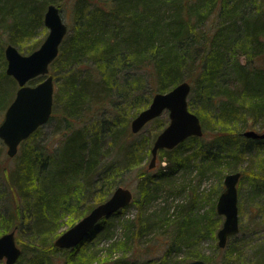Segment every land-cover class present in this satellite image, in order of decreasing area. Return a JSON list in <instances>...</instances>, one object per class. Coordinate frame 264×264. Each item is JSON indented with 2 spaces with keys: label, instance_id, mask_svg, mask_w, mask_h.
Instances as JSON below:
<instances>
[{
  "label": "trees",
  "instance_id": "obj_1",
  "mask_svg": "<svg viewBox=\"0 0 264 264\" xmlns=\"http://www.w3.org/2000/svg\"><path fill=\"white\" fill-rule=\"evenodd\" d=\"M63 2L0 0V32L7 43L30 53L42 41L34 34L38 28L44 32L47 5L60 9ZM71 4L74 24L68 32L73 33L64 37L49 66L54 93L46 124L53 122V134L60 136L43 139L46 124L38 127L20 142L11 157L14 166L6 173L0 167L5 182L0 195L8 194L0 207V235L14 229L22 250L14 264H93L95 254H82V247L99 228L72 248L60 249L53 240L122 185L124 173L135 171L137 197L130 204L142 208L160 185L170 186V178L180 170L192 172L189 160L199 182L208 173L217 174L215 201L224 175L240 171L248 188L242 192L239 183L238 197L252 204L253 214L261 216L264 225V138L241 134L248 126L264 124V0H71ZM2 48L0 113L17 88L4 71ZM181 81L190 83L188 108L198 115L203 134L160 149L158 170L153 172L145 162L163 127L150 138H139L138 132H131L130 121L154 93ZM187 148L192 150L183 155ZM252 153L243 168L239 161ZM161 160L167 166H160ZM187 192L190 198L185 203L139 213L129 225L132 238L166 235V253L183 248L184 263L202 259L237 264L246 249L236 242L240 238L231 236L229 245L227 241L218 247L216 231L222 216L215 202L198 213L195 188ZM245 230L247 226L240 225L239 233ZM208 237L216 239L214 248L222 258L201 251L200 243ZM256 240V251L245 264H264V238ZM121 244H110L109 255L94 264H132L123 257L112 259L111 249ZM58 251L63 253L61 263L53 262Z\"/></svg>",
  "mask_w": 264,
  "mask_h": 264
},
{
  "label": "water",
  "instance_id": "obj_2",
  "mask_svg": "<svg viewBox=\"0 0 264 264\" xmlns=\"http://www.w3.org/2000/svg\"><path fill=\"white\" fill-rule=\"evenodd\" d=\"M43 24L48 32L39 46L30 53H21L14 45L4 47L5 73L17 83L12 101L6 107L0 121V139L6 146V154H16L19 143L28 138L39 126L46 124L53 110L54 80L49 73L51 62L57 57L59 47L67 34L68 26L63 20L60 9L48 4L43 14ZM37 76L43 78L36 84L28 82ZM190 83L181 81L164 92L152 95L149 104L140 110L130 121L131 132H139L145 124L167 111L168 122L154 138L148 168L155 166L157 152L160 149H172L190 136L203 134L202 123L197 114L188 108ZM245 137L263 138L264 132L246 129ZM241 172L232 171L223 177V190L219 193L215 209L223 216L216 231L217 245L222 248L227 239L239 232L237 183ZM133 199L130 188L118 185L110 196L96 204L71 226L64 229L54 240L58 248H70L77 245L96 223L127 206ZM21 254V248L15 240L12 229L0 235V260L5 264H14ZM184 264H216L202 259H194Z\"/></svg>",
  "mask_w": 264,
  "mask_h": 264
},
{
  "label": "rangeland",
  "instance_id": "obj_3",
  "mask_svg": "<svg viewBox=\"0 0 264 264\" xmlns=\"http://www.w3.org/2000/svg\"><path fill=\"white\" fill-rule=\"evenodd\" d=\"M60 12L63 20L68 25V29L71 28V26H73L74 24L71 0H64L60 8ZM41 29L42 28H38L35 30L36 32L34 34V38L38 37V38H42V40L44 39V37L48 32V29L45 27L44 32H41ZM72 33L73 32L69 31L66 37L71 35ZM33 39H29V42L33 41ZM6 44H7L6 34L0 32V45H3L2 48L3 50ZM19 51L23 54H26L22 50ZM29 84L31 83L29 82ZM13 90H15V86ZM3 114L4 111L0 113V120L3 117ZM162 122H163V126L159 125ZM167 122H168L167 111H164L161 115L152 119L146 125H144L143 128L137 134L139 135V138L140 137L150 138L152 137L153 134L157 133V131L160 129L159 126L164 127L167 124ZM54 127H56V125L53 122L44 125V128L42 129V133H41L43 139L48 137V140L51 141L53 137H55V139L59 138L60 136L59 133L53 134ZM246 129H254L256 131L262 132L264 131V124L261 126V123H258L255 126H248ZM191 150L192 149L190 148L185 149L183 155L189 154ZM251 156H253V153L251 155L249 154L247 156H243L242 158L244 159L243 160L241 159V161H239L240 165L243 168L247 167V165L250 162ZM158 158H159V154H157L155 167L152 168L153 172H157L158 170V160H159ZM14 161L15 160L13 158H8L6 154V146L0 139V167L3 169V172L5 171L4 173H6L9 168L14 166ZM252 161L253 159L251 160V162ZM148 162L149 160H146L145 165H147ZM189 163H190L189 167L190 170H192V172L180 170L177 174H175V176L170 178V183H169L170 186H168V184L160 185L155 190V193L153 194L154 196L150 199V201H148V203L144 204L142 208H140L136 204L133 205L129 204L128 206L124 207L120 212L107 217L105 221L100 220L96 224L95 229L91 231L89 235L90 237L93 236L94 235L93 232L97 230V228H99L94 235L95 237L93 236L92 239L89 238L88 241L83 242L82 254L93 252V254H95V257L93 258V264H94L97 259L102 260L107 255H109L108 249H110L109 248L110 244L112 243L118 244L122 242L121 245L111 249V251H113L111 255L112 259H115L116 257L119 256L128 260L132 264H156L158 261L161 260L165 261V264H184V262L182 261L185 255V251L183 248L179 250L172 249V252L170 254L166 253L168 249L167 244L164 240V237H166V235L147 236L144 239L135 240L131 236V227L129 228V225L134 223L133 221H135L134 220L135 217L140 215L139 213L146 214L147 212H151V211H160L162 208L164 209L167 208V206L171 207L174 204H178L182 202L185 203L190 198L187 190L191 187L195 188L196 190V196H197L196 203L198 207L197 209L198 213L206 212L207 210H209L213 202L216 203V201L214 200V196H215V187H217L218 185L217 174L208 173V176L207 177L203 176L204 178L199 182L198 177L195 175L193 161L189 160ZM167 164L168 163L165 160H161L160 166H167ZM163 170L168 171V169H163ZM2 177H0V192L2 191L3 188H5V182L2 179ZM123 180L124 182L122 186L130 188V190H132L133 192L134 197H137V192H136L137 179H136L135 171L124 173ZM239 183L242 184L241 185L242 192L248 188L247 187L248 183L246 182L245 178H241L239 180L237 184L238 189L240 188ZM183 185H185L186 187L182 188ZM7 199H8L7 193L5 195H0L1 208L6 204ZM241 200L242 197L241 199L238 197L239 223L240 225L247 226V230H245L246 231L245 237H243L242 235L244 234L245 231L237 234L236 238L238 239L240 238L239 239L240 241L236 240V242L237 243L239 242L240 246H245L246 249L243 254L244 257L240 261H236L237 264H245L247 260H250L249 258L256 251V242L259 243L256 239L258 238L259 240L264 238V225H261L260 223V221H262V217L253 214L254 207H252V204L250 203L246 204L243 202L244 200L243 201ZM131 221L133 223H131ZM215 243H216L215 238H211V237L205 238L200 243V249L205 255L214 257L215 259L218 260V258H222V252L214 248ZM229 243L230 242L228 241L227 245H229ZM18 246H21L20 243H18ZM61 256H63V253L58 251L55 255V257L57 258L53 259V262L61 263L62 260L59 258ZM0 264H5L4 260H0Z\"/></svg>",
  "mask_w": 264,
  "mask_h": 264
}]
</instances>
